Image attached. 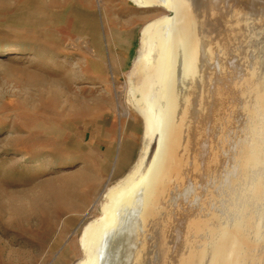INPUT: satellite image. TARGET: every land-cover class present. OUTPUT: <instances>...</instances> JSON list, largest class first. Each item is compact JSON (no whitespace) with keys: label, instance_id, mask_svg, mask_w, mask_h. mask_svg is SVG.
<instances>
[{"label":"bare ground","instance_id":"6f19581e","mask_svg":"<svg viewBox=\"0 0 264 264\" xmlns=\"http://www.w3.org/2000/svg\"><path fill=\"white\" fill-rule=\"evenodd\" d=\"M49 2L63 8L66 40L88 63L81 73L68 64V81L91 88L106 66L114 77V61L107 65L99 50L100 15L116 23L103 16L105 2ZM134 2L163 12L142 29L126 90L108 92L119 106L132 97L144 123L143 148L130 172L95 201L86 217L100 204L98 220L83 227L86 259L73 264H264V0ZM59 13H50L56 23ZM75 98L67 117L52 124L56 133L62 125L80 129L105 109L97 99L90 105L80 93ZM58 100L53 95L51 106ZM128 154L117 161L120 168ZM80 162L72 157L64 167ZM97 180L79 173L60 188L48 182L30 215L49 233L75 207L70 192L87 197L98 192ZM16 226L29 232L21 220Z\"/></svg>","mask_w":264,"mask_h":264},{"label":"rangeland","instance_id":"374dc122","mask_svg":"<svg viewBox=\"0 0 264 264\" xmlns=\"http://www.w3.org/2000/svg\"><path fill=\"white\" fill-rule=\"evenodd\" d=\"M35 1L0 0V264H73L86 259L83 227L98 220L100 204L96 215L86 217L95 201L130 172L141 154L143 119L130 105L131 96L121 99V107L108 87L126 90L141 47L142 29L163 10L139 8L134 0H103L107 7L103 16L116 23L109 24L100 15L99 50L107 65L114 61V77L107 66L106 74H94L89 68L87 75L100 79L85 88V80L68 81V64L81 73L88 63L66 40L63 8L51 6L49 0ZM41 8L48 13L42 14ZM54 8L60 9L57 23L50 14ZM130 31L131 36H125ZM79 93L90 105L97 99L105 109L80 129L62 125L56 133L52 124L67 117L73 109L70 100L76 103ZM53 95L59 97L55 107L50 104ZM123 108L130 116H124ZM153 148L154 142L150 154ZM124 150L130 158L120 168L117 161ZM72 157L81 162L65 168V161ZM79 173L97 177L98 192L87 197L70 192L75 207L58 216L48 233L30 215L32 203L44 196L48 182L51 188H60L64 178ZM18 220L29 232L16 228Z\"/></svg>","mask_w":264,"mask_h":264}]
</instances>
